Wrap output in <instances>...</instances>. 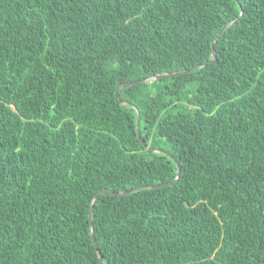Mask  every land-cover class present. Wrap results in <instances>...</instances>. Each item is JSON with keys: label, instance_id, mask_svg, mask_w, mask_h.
Returning a JSON list of instances; mask_svg holds the SVG:
<instances>
[{"label": "trees", "instance_id": "obj_1", "mask_svg": "<svg viewBox=\"0 0 264 264\" xmlns=\"http://www.w3.org/2000/svg\"><path fill=\"white\" fill-rule=\"evenodd\" d=\"M151 149L103 263L264 264V0H0V264H101Z\"/></svg>", "mask_w": 264, "mask_h": 264}, {"label": "water", "instance_id": "obj_2", "mask_svg": "<svg viewBox=\"0 0 264 264\" xmlns=\"http://www.w3.org/2000/svg\"><path fill=\"white\" fill-rule=\"evenodd\" d=\"M242 12H240V15H241ZM236 21L233 20L230 24H233L234 22ZM216 38L213 40V43L215 42ZM207 63H216V60H215V57H214V50L212 49L211 50V59L203 62L201 65L197 66L196 68H200L202 66H204L205 64ZM194 68V69H196ZM189 71H180V72H176V73H169V74H161V75H157V76H153L151 79L152 80H148V79H142V80H137V81H133V82H129V83H126V84H122V85H119L115 88V91H114V98L115 100H117L119 102L120 105H126L127 103L126 102H123V101H120L118 100V91L122 88H125V87H128V86H131V85H135V84H138V83H152L153 81L155 80H158V79H161V78H165V77H174V76H177V75H183V74H186L188 73ZM135 128H136V135L138 137V139L140 140V135H139V115L138 113H136V124H135ZM141 142V140H140ZM141 144H143L141 142ZM152 152L154 153H162L164 155H166L170 160H172L174 163H175V166H176V175H175V178L173 180V182L171 183H167V184H160V185H151V186H139V187H135V188H131V189H128V190H125V191H121V192H108V191H104V190H99L93 197V201L90 205V208H89V214H88V218H89V225H90V228H91V233H90V239L93 243V246H94V249L96 251V254L98 255V259H99V262L101 264H104L103 263V260H102V256L101 254H99V250L97 248V246L95 245L94 243V233H93V229H92V221H91V212H92V208H93V205H94V202L97 198L98 195L100 194H104V195H113V196H126L128 195L129 193H132L134 191H137V190H140V189H159V188H163V187H166V186H170L172 185L173 183L176 182V180H178L179 176H180V167L179 165L174 161V159L168 155L167 153L163 152V151H160V150H153L151 149Z\"/></svg>", "mask_w": 264, "mask_h": 264}]
</instances>
